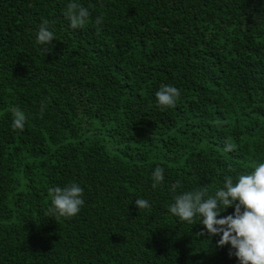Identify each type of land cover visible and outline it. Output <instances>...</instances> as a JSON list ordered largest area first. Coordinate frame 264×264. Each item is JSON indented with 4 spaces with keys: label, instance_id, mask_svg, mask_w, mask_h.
<instances>
[{
    "label": "trees",
    "instance_id": "obj_1",
    "mask_svg": "<svg viewBox=\"0 0 264 264\" xmlns=\"http://www.w3.org/2000/svg\"><path fill=\"white\" fill-rule=\"evenodd\" d=\"M70 2L0 0V264H238L168 207L264 163V0H76L91 16L75 30ZM162 85L180 90L164 111ZM72 182L84 205L55 222L48 189Z\"/></svg>",
    "mask_w": 264,
    "mask_h": 264
},
{
    "label": "clouds",
    "instance_id": "obj_2",
    "mask_svg": "<svg viewBox=\"0 0 264 264\" xmlns=\"http://www.w3.org/2000/svg\"><path fill=\"white\" fill-rule=\"evenodd\" d=\"M65 17L72 29H81L89 22L91 13L82 4L72 0L68 3ZM103 23V17L98 16L96 25ZM55 40L47 19L38 26L36 44L45 56L51 53V42ZM51 45V47H48ZM180 96V90L172 85H162L156 92L155 107L160 111L175 107ZM46 104L41 103L40 115L43 116ZM12 129L23 131L27 116L19 107L13 106ZM231 143H226L224 151H232ZM250 173L241 174L236 182L231 176L224 177L222 188H217L214 195H210L206 185L191 191H184L174 196V202L168 207L171 216L180 222L193 225L197 218L203 230L196 236H207L208 240L219 236L217 248L229 245V257L234 256L238 264H264V163L253 164ZM228 171H232L231 165ZM164 169L156 167L152 173V187H158L164 180ZM180 187V182L172 186V191ZM50 205L45 216L53 220H69L75 217L84 205L83 189L72 182L64 187L56 186L48 189ZM137 209H150L149 201L143 198L135 200ZM232 214L221 217V213L233 207ZM220 217V218H218Z\"/></svg>",
    "mask_w": 264,
    "mask_h": 264
}]
</instances>
